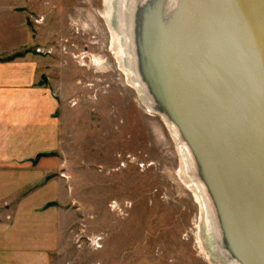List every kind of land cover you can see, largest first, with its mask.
Here are the masks:
<instances>
[{
	"label": "rangeland",
	"instance_id": "1",
	"mask_svg": "<svg viewBox=\"0 0 264 264\" xmlns=\"http://www.w3.org/2000/svg\"><path fill=\"white\" fill-rule=\"evenodd\" d=\"M118 1L109 24L104 0H0V51L22 48L2 60L39 56L61 141L54 173L2 206L62 184L55 264H231L180 144L120 60Z\"/></svg>",
	"mask_w": 264,
	"mask_h": 264
},
{
	"label": "water",
	"instance_id": "2",
	"mask_svg": "<svg viewBox=\"0 0 264 264\" xmlns=\"http://www.w3.org/2000/svg\"><path fill=\"white\" fill-rule=\"evenodd\" d=\"M118 3L126 68L191 149L223 257L264 264V0Z\"/></svg>",
	"mask_w": 264,
	"mask_h": 264
},
{
	"label": "crops",
	"instance_id": "3",
	"mask_svg": "<svg viewBox=\"0 0 264 264\" xmlns=\"http://www.w3.org/2000/svg\"><path fill=\"white\" fill-rule=\"evenodd\" d=\"M8 17L13 22L19 16ZM21 21L15 28L22 29ZM21 49L0 51V60ZM38 57L26 54L0 61V264H55L59 247V209L48 206L59 198V181L53 179L20 202L2 206L54 173L51 158L35 160L61 146L54 117L58 103L41 85L44 72ZM6 212L13 214L12 220H5Z\"/></svg>",
	"mask_w": 264,
	"mask_h": 264
},
{
	"label": "bare ground",
	"instance_id": "4",
	"mask_svg": "<svg viewBox=\"0 0 264 264\" xmlns=\"http://www.w3.org/2000/svg\"><path fill=\"white\" fill-rule=\"evenodd\" d=\"M114 4H115V0H104V5H105L106 10L103 12V16H104L105 20L109 24H111V22L113 20V17H114V13H113L112 8H111V7H113ZM114 43H116L118 45V54H119L120 60H121V62H123V65L126 68V66H127L126 63L133 62L135 60V57H134L133 54H131L130 52H128V50L126 49L127 44L124 43V39H122L119 35H116V40L114 38ZM130 69L131 68H128V69L126 68L125 70L128 72L129 79L132 82V87L133 88H136L138 91H142V88H143L142 85H140L134 79L133 74H132V72H131ZM165 121L167 122L168 127L171 129V131H172V133H173L176 141L179 139L180 140V141L178 140L179 143H182V146H180L181 148H179V149H180V152L183 153L184 160L188 161V156H189L190 160L195 163V160H194L192 151L188 147V145L183 142L182 136H181V134L179 132V128H177L176 125L173 124L171 121L166 120V119H165ZM193 167L196 168V166H193ZM192 173H194V170L193 169H192ZM203 187H205V186L203 185ZM204 189L207 191L206 188H204ZM213 212H214V208H213ZM231 264H239V263H237V262L234 263L233 262Z\"/></svg>",
	"mask_w": 264,
	"mask_h": 264
},
{
	"label": "trees",
	"instance_id": "5",
	"mask_svg": "<svg viewBox=\"0 0 264 264\" xmlns=\"http://www.w3.org/2000/svg\"><path fill=\"white\" fill-rule=\"evenodd\" d=\"M0 61H5V60H2V59H1ZM47 155H48V154H39V155L37 156L35 162L38 161L40 158L45 157V156H47Z\"/></svg>",
	"mask_w": 264,
	"mask_h": 264
},
{
	"label": "built area",
	"instance_id": "6",
	"mask_svg": "<svg viewBox=\"0 0 264 264\" xmlns=\"http://www.w3.org/2000/svg\"><path fill=\"white\" fill-rule=\"evenodd\" d=\"M112 208H113V207H112ZM90 241H91V242H94V243H98V242H99V240H97V239H94V240L90 239Z\"/></svg>",
	"mask_w": 264,
	"mask_h": 264
}]
</instances>
